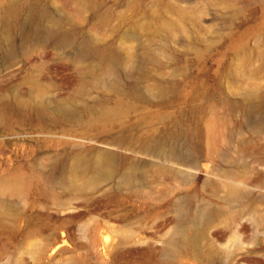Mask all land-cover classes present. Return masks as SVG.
<instances>
[{"label": "rangeland", "instance_id": "obj_1", "mask_svg": "<svg viewBox=\"0 0 264 264\" xmlns=\"http://www.w3.org/2000/svg\"><path fill=\"white\" fill-rule=\"evenodd\" d=\"M11 4L0 188L20 189L0 191V264H264V0H0V11ZM52 27L75 41L43 39ZM84 44L116 56L120 89L96 54L75 55ZM169 130L197 151L195 169L158 155ZM102 154L108 171L74 168ZM177 226L188 241L172 256Z\"/></svg>", "mask_w": 264, "mask_h": 264}, {"label": "bare ground", "instance_id": "obj_2", "mask_svg": "<svg viewBox=\"0 0 264 264\" xmlns=\"http://www.w3.org/2000/svg\"><path fill=\"white\" fill-rule=\"evenodd\" d=\"M20 7H18L16 4H11L5 8H3L0 11V18H5L7 15H10L13 18L19 17ZM58 29V28H57ZM56 28H50L47 29L41 37L43 39L46 38H54L58 34L60 35L58 38H63L64 40L71 39V41H75V39L68 35L67 33H58ZM45 42V40L43 41ZM96 54L100 64L104 67V73L108 76V80L105 79L104 82H107L108 87L112 89H120L122 85L118 82L117 78L114 76L116 72V62L117 58L114 54H112L109 50L106 49H100V47H97L95 45L91 44H84L81 48H79L76 51L77 57H82L84 55H91ZM0 56V61H1ZM14 59L13 53L10 52V50H6V53L4 54L3 61L4 64H7L9 62H12ZM113 77H112V76ZM111 76V77H110ZM40 89L36 88V93L39 95ZM255 99L260 103L264 104V96L262 94L257 95ZM37 102V99H36ZM38 106L41 112L45 115L52 116V117H60L63 113L62 109L56 108L53 106H50L49 104H46L42 101H38ZM32 104H30L29 101H24L21 103V108H30ZM1 113V112H0ZM180 135V134H179ZM178 133L175 131H168L165 133L164 138H162L161 141H159L157 144H154L153 146L156 148L158 155L168 158V160L171 163L177 164L180 169L183 171H188L189 169H195L198 164V158H197V151H195L194 147L188 146L184 147L178 145ZM185 135V133L183 134ZM213 135V134H212ZM213 136L209 137L208 140H212ZM215 144L214 141H211ZM182 143V142H181ZM186 145V144H185ZM209 148H215V146H207L208 153ZM210 155V153H209ZM74 168H80L83 170L87 169H93L95 175L106 172L109 170V160L107 155H100L93 163H90L88 161L82 160V159H76L74 161ZM219 172V171H218ZM221 175H225L221 172H219ZM20 184L17 181H8L4 183V186L0 188V191H8L10 193L19 192ZM202 214V211L200 210L196 215L195 219L198 220ZM188 241V236L184 229L181 226H177L176 230L173 232V234L170 236V238L167 241L166 251L169 255H174L179 250L180 246Z\"/></svg>", "mask_w": 264, "mask_h": 264}]
</instances>
